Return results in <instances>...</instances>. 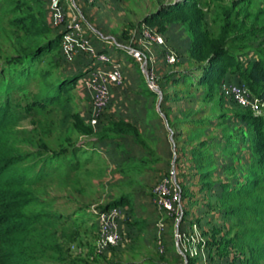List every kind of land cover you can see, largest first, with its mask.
<instances>
[{
  "label": "trees",
  "instance_id": "obj_1",
  "mask_svg": "<svg viewBox=\"0 0 264 264\" xmlns=\"http://www.w3.org/2000/svg\"><path fill=\"white\" fill-rule=\"evenodd\" d=\"M240 1H235L233 11L239 12L245 9L242 6L238 8ZM243 1L248 2V0ZM201 3L202 0H174L158 8L148 17L149 23L162 26L182 23L191 36L188 47L189 57L192 60L190 68L165 76V79H169L173 83L171 92L162 88L159 82L160 89L163 90L164 102L174 99L183 100L187 97L193 98L195 95V92L192 91L193 86L208 84L213 87L215 84H219L227 72L226 63L228 60L240 62L236 68L239 69L237 72L243 78L264 81L263 53L259 51L258 54L261 58L251 62L250 70L243 72L240 68L243 63L239 55L230 54L238 48L231 50L224 47L231 38L229 36L231 28L233 27V30H236L237 27L240 28L244 20L233 23L231 11L223 12V14H227L222 18L224 22L221 25V31L212 36L204 28V24L202 26L199 24L202 21V16H204ZM0 14L7 17L5 26L9 30L11 41L14 42V51L0 62V264H29L30 255L27 252L26 239L36 219L33 220L24 213V208L33 199L32 194H28L26 188L33 187L44 179H49L57 166H59L60 183L81 187L84 184L81 171L91 156L86 157L88 152L86 144L79 145L80 136L93 134L94 128L81 117L73 106V87L80 74L65 72L53 74L54 69H56L55 65L46 71H41L40 65L47 55L55 60L59 58L62 38V34L55 35L53 33L47 21L45 0H0ZM197 25H199L198 30ZM238 36V34L234 35V37ZM261 44H264V41ZM195 63L198 66L192 68ZM51 76L52 80L50 79ZM196 76H200V79ZM35 77H39L43 88L34 97V102L29 103L27 102L29 100L27 93L29 88L26 83ZM238 83L240 82L238 81ZM252 87L254 89L256 86L252 85ZM260 87L264 92V84ZM147 89L150 94L157 95V92L152 91L148 85ZM208 91L207 96L210 95V88ZM16 92L20 95V100L15 98ZM256 94L262 93L256 92ZM212 98L213 96L210 97V99ZM30 104L55 105L56 110L58 109L60 123L59 149L51 153L38 151V155L42 157H38L39 159L36 160H33L34 158L29 160L28 153L20 152L10 139L7 137L2 139L1 137L2 131L8 125L29 118L30 107L28 106ZM236 108L240 110H236L234 115H228L226 111L224 113L221 111V114L197 118L199 111L188 106L182 110V118L176 117L174 119L173 125L180 129L184 126L189 128L187 145L190 146L189 153L197 172H199L202 189L208 192L214 188L221 189L218 200L221 207L224 208L223 216L229 225L219 239L217 235L221 229L216 227L213 230L212 240L208 241L209 246L213 248V245L217 244L216 250L222 258L231 255L233 252V262L258 264L264 261V245L260 247L261 252H258L259 244H257L258 241H264V219L256 212L257 205L264 199V196L257 194L263 179L258 171L264 166V115L256 116L251 110L238 105ZM217 109L222 110V107H215L212 110L216 111ZM235 118L241 124L246 123V128L244 125H239ZM210 127L222 128V139L224 140L211 136L209 132L207 134L213 138L201 140L204 137L203 132ZM237 127L241 131L242 136L240 138L234 134V129ZM18 131L26 133V129ZM130 133L139 135L132 124L118 120L104 127L98 134V139L103 140ZM180 135H182L181 131L177 133V137ZM248 139L251 141V158L248 166L244 168L242 177H237L235 184L232 181L221 180L218 182L219 178H214V172L218 167L219 157L214 155V150L223 148L222 151L226 153L231 148L230 153L236 154V145L239 141L246 143ZM37 160L39 162H36ZM231 168L232 171L235 170L233 166ZM243 193L254 200L253 206L244 202L235 204L230 200L233 196ZM121 201V199L116 200L101 208L105 210ZM257 202L258 204H256ZM209 204L214 205L210 201ZM211 208L214 209L216 206H211ZM78 214L80 213L76 211V215L71 219L75 224L72 233H77V235L79 230ZM248 214L255 218V222L251 226L244 219ZM65 221L66 216L59 213V224H63V231L68 230ZM180 232L182 236L187 235V232L181 227ZM189 236L193 237V232L189 233ZM202 237L203 233H201L200 243L197 244L195 256L206 258L205 247L202 248L201 246L205 241ZM189 241H191L190 238ZM191 244L194 243L191 242ZM60 246L62 245L59 242V254L63 250V247L61 250ZM113 248L115 250V247ZM115 252L111 258L104 257L103 262L97 259L90 264H163L154 255L143 256L137 245L129 246L126 249L121 248L120 251L115 250ZM195 256L187 253L188 264H196L197 258ZM62 259H64L63 256L59 257L60 262ZM73 259L70 260L71 264H76L79 260Z\"/></svg>",
  "mask_w": 264,
  "mask_h": 264
},
{
  "label": "rangeland",
  "instance_id": "obj_2",
  "mask_svg": "<svg viewBox=\"0 0 264 264\" xmlns=\"http://www.w3.org/2000/svg\"><path fill=\"white\" fill-rule=\"evenodd\" d=\"M125 1L129 2L127 7L125 8L126 17L128 19L124 18L122 21L119 20L120 22H118V25L113 26V28L111 29L110 36L115 37L111 38L113 42V51L111 47V50L107 49L106 53L112 55L113 53L118 52L120 50L121 52L119 51V53H122V56H124V58L126 59L124 60L125 62H134L135 64L137 63L144 67L143 63H141L134 56L128 53L129 48H134V42L139 38L149 40L148 38L143 36V30H153L161 36V34L163 35L167 31L168 27L171 26L170 32L174 35V38L172 39L175 41V43L182 46L183 43L188 40V38H190L191 40V36L187 31L186 26L184 27L182 23H174L173 25L167 24L165 26H162L156 23H149L148 21L149 15L153 14L158 8L162 7L166 3L173 2L174 0ZM206 1L208 2L207 4ZM235 1L237 0H202L201 8L204 12V16H202V21H200L199 24L201 26L202 24H204V28L207 29L208 32L213 36L215 34H219L221 31V25L224 22L222 21V18L224 17V15L227 14H223V12L231 11V21L233 23H239V21L241 22V20H244L243 25L240 26V28L237 27L238 29L236 28V30H233V27L231 28V32L229 33V36H231V38L229 41L226 42L224 47L226 49L231 50L238 48V50H234L230 54L239 55L240 60L243 63V66L240 68H242L243 72H247L250 70V63L255 62L261 58L258 54L259 51L260 53H263L264 57V44H261V42L264 41V0H248V2H244L243 0H241L240 5H238V8H241L240 6H242L245 7V9L239 12L233 11L235 7ZM84 5L85 7L88 5L91 6L89 2L84 3L83 6ZM238 8L236 7V10ZM107 10L109 13H111V9L107 8ZM86 16L89 19L88 13ZM6 19L7 17L5 15L0 14V62L5 60L8 55H10L14 51V42L11 41L9 30L5 26ZM83 19L85 21L84 17ZM94 23L101 26L103 29L108 28V26H106L105 28L103 27L104 17H100V19ZM198 27L199 25H197V30ZM261 27L263 28L261 29ZM261 30L263 31L261 32ZM102 32L106 34L105 31ZM95 33L97 34V32ZM168 34L170 33L168 32ZM237 34L239 36L234 37V35ZM99 36L104 38L105 40L108 39L102 35ZM164 41L165 42L163 44L167 43V45L169 46L168 49L171 50L169 51V53L175 54L176 61L173 64L167 62L168 64H170L168 68V70H170H167V73L164 76L159 75L156 70H154V72L156 73L157 78L162 85V88L168 89V92H171L173 88V83L169 79H165V76L168 75V73L171 74L179 70H187V68H190L189 66L192 60L189 57V51L187 48L189 45L184 50L182 49L181 51H179L180 48H175L173 45L174 42L171 39L169 41L166 40V38L164 37ZM117 43H120L122 46L125 45L123 46L125 48L120 49L117 46ZM61 53L63 54L62 50ZM239 63L240 62L234 60H228V62L226 63L227 72L224 77L221 78L219 84H215L213 87H210L208 84H200L199 86H193L192 91L195 92L193 98L187 97L186 99L178 101L174 99L173 101H170L168 103L173 102L170 105L174 109L184 108L188 106L193 107L194 109L199 111V117L197 118H205L207 116H210L211 114H221L222 112L224 113V111H226V114L228 115H234L235 111L240 109L236 108V104L234 103V101L228 98L222 92L221 89L222 84L224 82H229L228 80L234 82L237 81V83L239 81V84H244L246 87L249 88V90L254 96H259L262 101V104L260 105V111H258L260 114L255 112L253 109H247L251 110L252 113H254L256 116L264 115V92H262L263 90L260 87L264 84V81L259 79L248 80L243 78L237 72L239 69L236 67ZM53 65L56 66V69H54L55 71L53 74H59L61 68H69L67 67L68 64L61 63L60 55L57 60L53 59V57H48L47 55L40 65V68L42 69L41 71H46V69ZM197 66V63H195L192 68H195ZM136 68L140 72V68L138 67V65ZM196 77L200 79V76ZM50 79L52 80V76L50 77ZM252 85H255L256 87H254L253 89ZM26 86L29 88V91L27 92L29 94V100L26 101L29 103H33L34 97L43 88L41 80L39 79V77H35L31 81L27 82ZM209 88L211 91L210 95L207 96V94H209ZM161 91L163 92V90ZM256 92H260L262 94L258 95L256 94ZM14 95L15 98H18V100H20V95L17 92ZM211 96H213L212 99H210ZM159 100L161 101L160 114L162 115V106L165 102L164 98L162 100L160 97ZM219 106L222 107V110H212L215 107L219 108ZM28 107H30V116L28 115L29 118L19 120L18 122H14L13 124L8 125L6 129L2 131L1 137L2 139H4L5 137L10 139L11 142L20 152L28 153L27 156L29 160H31L32 158H34L33 160H36L39 159L38 157H42L38 155V151L51 153L59 149V114L57 113L58 109L56 110L57 107L53 104L45 106L30 104ZM175 113L178 112L175 111L174 114ZM182 116L183 114L177 117L182 118ZM110 118L111 117L106 114L104 117V121H101L102 124L100 126H103L104 123H106ZM160 122L161 123H159V125L160 127H162V132H165L166 137L168 138L171 134V131H169L166 127V118L164 119L163 117H161ZM237 123L239 125L241 124L238 122V120ZM230 124L233 125L234 123ZM241 125H244V128H246L247 126L246 123H242ZM175 127L178 128V126ZM23 129H26V133H20L18 131ZM178 130L182 132V140L187 141L189 130L188 126H184L182 129L178 128ZM234 131V134L237 135L238 138L242 136L240 133L241 131L238 127L235 128ZM208 132H210L211 136L213 137H217L218 139L223 138L222 128L210 127L203 132L204 137L201 138V140H206V138H213L207 134ZM97 134H99L98 131L91 135H81L79 145L86 144L87 146H89L88 143L94 141V138H97ZM250 142L251 141L249 139L246 143L239 141V143L236 145V154L230 153V151L232 150L231 148L228 149V152L226 153L222 151L223 148H217L214 150V155L219 157L218 167L214 172V178H219L218 182H221V180L227 182L232 181L235 184L236 178L242 177L244 173V168L247 167L250 163ZM91 146L93 145L91 144L89 148H91ZM187 151L188 152L184 153V157H182V152H179L180 157L183 160L182 162H180L179 168H177V177L183 174L181 177H185L188 183L189 190L192 193L191 195L185 197L184 202L190 208L191 212L193 213V216L200 214V209L203 208L202 206H207L209 208H211V206H216L219 207L218 209H221L222 207L218 200L220 197L214 200H209L204 197L205 192L200 191L201 185L199 182V172H197V168L195 167V163L191 158L189 149ZM88 156L90 157V153L87 154L86 157ZM146 160H148V158ZM36 162H39V160H37ZM141 165L142 168H145L144 164L141 163ZM231 166H233L235 170L232 171ZM89 167L93 168L94 164L91 163ZM179 170L181 171V173H179ZM258 172L263 179L257 194L260 196H264V166L261 167ZM168 174H170V172ZM134 176L136 179H139L140 172H136ZM49 177V179L39 181L33 187L29 186L30 188H26V190H28V194H32L33 199L24 208V213L30 216L33 220L36 219V221L31 226L26 239L27 252L30 255L29 264H71L70 260H72V258H74L73 260L79 259L76 264H90L95 262L97 259H100V262H103L105 258H111L116 253L115 250L120 251L121 246L119 245L115 247V250L113 247H111L103 252L97 251L99 228L98 226H96V224L92 223V221L94 220L93 215L95 214L93 213L92 215L90 209L93 204H102L104 206L105 202L108 201L111 196L121 194L122 190L125 188V184L121 181L115 180L113 183L114 187L108 186L106 188V191L103 192H101L103 184L100 179H97L95 181L97 183V186L95 188L91 189V187H89L87 190L84 188V186H82L81 188L79 185L77 186L74 184L63 185L59 181V166L56 167L55 172H53ZM107 183L109 184V181H107ZM155 184L156 182L152 181L149 182V184L147 183V186L144 187V191L146 193L145 199L149 201L151 200L150 197L152 195V190ZM135 187L136 185L132 184V188ZM230 200L235 204L244 202L250 206H253L254 203V200H252L245 193L239 194L238 196H233ZM209 201L214 205H210ZM181 203L183 204V202ZM181 203L179 202L176 205V215L181 210V207H179ZM148 204V208L152 211V213L156 214V210L159 211L157 208L154 207L151 201ZM256 204H258V202ZM76 211L80 213L78 214V235L77 233H72V229L75 224H73L71 219L76 215ZM256 212L264 219V199H262V201L257 205ZM59 213H63L66 216L65 224L68 227L67 231H63L62 223L59 224ZM88 214L91 216L90 219H88V216V218L86 217L87 219H84L85 216ZM142 214H144V212H142L141 207L138 206L137 213L135 215ZM250 215L251 214H248L244 218L247 220L249 226H251L255 222V218L253 217V215ZM216 216L218 217V219L221 218L220 213H217ZM179 219V215L174 217L175 231L172 234V238L175 241H179V247L182 253H184V246L188 248H190L191 246L195 253L196 249H194V245H190V243L192 242L194 244H197L198 241H201L200 228L197 224H194V236H189V233H186L187 235L183 236V243H185V245H183L180 241V238L178 237L177 223L179 222ZM189 238L191 239V241H189ZM202 238L204 239L205 237L203 236ZM59 242L60 245H62L60 246L61 250L63 247V250L60 254ZM257 244H259L258 252H261L260 247L264 245V241H258ZM201 246L202 248H204L205 244L202 243ZM156 251L155 253H152L158 255V252ZM61 256H63L64 259H62L60 262L59 257ZM186 261V256L184 254L183 257L179 260V262L181 264H186ZM258 264H264V261L259 262Z\"/></svg>",
  "mask_w": 264,
  "mask_h": 264
},
{
  "label": "crops",
  "instance_id": "obj_3",
  "mask_svg": "<svg viewBox=\"0 0 264 264\" xmlns=\"http://www.w3.org/2000/svg\"><path fill=\"white\" fill-rule=\"evenodd\" d=\"M81 3L84 4L88 2L86 0H76V7H70L68 4L64 3V19L60 24L55 25L52 23L53 21L49 11L53 4V0H45L47 21L53 33L55 35L65 34L75 17L77 15H82L85 18V21L82 19L83 34L90 39L91 47L99 52H106L107 49L111 50L112 47L113 51V42L111 38L115 37L110 36L111 29L113 26L118 25V22H120L119 20L122 21L124 18L128 19L126 17L125 8L129 2L125 0H96L94 3H89L91 6L88 5L86 7ZM107 8L111 9V13L108 12ZM85 13L86 15L88 13L89 19ZM100 17H104L103 27L105 28L108 26L107 29H103L101 26L94 23L97 22ZM173 24L174 23L170 25ZM170 29L171 26L168 27L163 35L161 34L163 40L164 37L169 41L171 39L174 42L173 45L175 48H180L179 51L182 49L184 50L189 45L190 38H188L182 46L178 45L172 39L174 35L170 32ZM102 31H105L106 34ZM95 32H97V34ZM168 32L170 34H168ZM68 35L72 36V33ZM99 35L108 39L105 40ZM163 43L139 38L134 42V48L143 52L149 67L156 70L159 75L164 76L170 66V64L167 63V55L171 50L168 49L169 46L167 43ZM117 46L120 49L125 48L123 47L125 45L122 46L120 43H117ZM119 51L113 53L111 56L113 61L118 63L123 70L124 83L122 85H110L111 104L100 116L99 121L103 122L106 114L111 118L104 123L103 126H100L102 122H98L96 125H92L90 122L91 116L93 115V105L91 101V91L85 79L87 78V72H89L94 65L92 54L83 47L78 48L72 60H68L61 52L59 53L61 63L68 64L67 67H69L61 68L60 73L80 74L73 87V106L75 110L80 113L81 117L93 126L94 133L97 131L100 133L104 127L118 120L129 122L139 133V135H135L134 133L122 134L108 137L103 140H99L97 134V138H94V141L88 143L89 146L91 144L93 146H91V148H89V146L86 147L88 151L87 154L90 153L91 158H89L83 171H81L84 183L82 186H84L86 190L89 187L93 189L97 186L95 181L100 179L103 184L101 192H103L106 191L108 186L114 187L113 183L115 180L123 182L125 188L122 190L121 194L111 196L104 204V206H106L116 200H122L117 204L122 209L118 221L122 236L119 246H121L122 249H126L129 246L137 245L139 250L143 253L142 255H154L163 264H181L179 260L184 254L180 250L179 241H175L172 238V234L175 231L174 217L176 215H172L168 211L158 208L155 204L153 195H151L150 201L159 211L156 210V214L152 213L148 208V203H150V201L145 199L146 193L144 187H146L149 182L155 181L157 183L168 177V173L171 169L173 167H176V169L179 168V164L183 160L179 152H182V157H184L185 152H188L187 150L190 147L189 144L187 145L188 137L187 141L182 140L183 135L177 137V133L180 132V130L173 125L174 119L177 116H181L182 110H184L185 107L174 109L170 105L173 102L168 103L173 100H169L163 104V114L161 115V101L159 100L161 94L157 92V95H152L148 91L147 76L144 67L134 62H125L124 60L126 59ZM137 65L140 68V72L136 68ZM229 82L237 83V81ZM163 98L164 97H162V100ZM175 111L178 113L174 114ZM161 117L164 119L166 118V127L171 131L168 138L166 137V133L162 132V127L159 125V123H161ZM147 158L148 160H146ZM91 163L94 164L93 168L89 167ZM141 163L145 165V168H142ZM136 172H140L139 179H136L134 176ZM179 173H181L180 170ZM182 175L183 174L176 178L177 185L182 193L181 202H183V204L181 203L179 206L181 207L179 212V226L187 233H192L193 225L197 224L205 237L204 244L207 257H196V264H241L238 261L233 262V252L231 255L222 258L218 250H216L217 244L213 245V248L208 244V241L212 240V232L216 227L221 229V232L217 235L219 239L229 225L223 216L224 208L218 209L219 207H216L214 210L207 206H202L203 208H201L202 210L200 209V214L193 216L190 208L184 202L185 197L192 193L189 190L185 177H181ZM107 181H109V184ZM132 184H135L136 187L132 188ZM200 191L205 192L204 197L211 200L219 198L221 194V189L219 188H214L208 192L203 190L202 186H200ZM101 205L102 204L92 205L90 209L92 215L96 207L102 209L101 207H103V205ZM138 206L141 207L144 214L135 215ZM217 213L221 214L220 219L216 216ZM93 216L94 220L92 223L96 224L99 228L97 215ZM86 217L90 219L91 216L88 214L84 219H87ZM161 247H163V249H161ZM155 251L158 252V255L154 254Z\"/></svg>",
  "mask_w": 264,
  "mask_h": 264
},
{
  "label": "built area",
  "instance_id": "obj_4",
  "mask_svg": "<svg viewBox=\"0 0 264 264\" xmlns=\"http://www.w3.org/2000/svg\"><path fill=\"white\" fill-rule=\"evenodd\" d=\"M86 1L94 3L96 0ZM64 3L68 4L70 7H76V0H53V4L49 11L53 21L52 23L55 25L60 24L64 19ZM82 19V15H77L69 26L68 31L62 35L61 50L68 60H72L75 57L80 47L89 50L92 54L94 65L90 71L87 72L85 81L91 91V101L93 105V115L91 116L90 122L92 125H96L99 122L100 116L111 104L110 85H122L124 83V75L122 68L118 63L113 61L111 55L106 52H99L91 47L90 39L83 34ZM69 33H72V36H69ZM143 36L151 41H156L158 43L164 42L163 37L153 30H143ZM128 53L143 63L148 87L152 91L159 92V80L154 69L147 65L143 52L130 47ZM175 61V54L169 53L167 55V62L173 64ZM221 90L228 98L232 99L236 105L246 109H253L255 112L259 113L258 111H260V105L262 104L261 98L259 96H254L244 84L224 82ZM176 178L177 169L173 167L169 176L157 182L152 190L156 206L168 211L172 215L177 212L176 205L179 202L181 203L182 200V193L177 185ZM93 211L94 214L97 215L99 223L97 251L103 252L106 249L118 246L122 240L118 226L119 217L122 212L121 207L113 205L105 210L96 207ZM177 214L179 215V213ZM178 221L180 222V219ZM179 222L177 223L178 237L182 243L183 236L180 232ZM182 244L185 245V243ZM197 244H193L194 249H196L195 253L191 246L190 248L184 246L183 254L187 256L189 252L191 256H195L197 254ZM161 249H163V247H161Z\"/></svg>",
  "mask_w": 264,
  "mask_h": 264
},
{
  "label": "water",
  "instance_id": "obj_5",
  "mask_svg": "<svg viewBox=\"0 0 264 264\" xmlns=\"http://www.w3.org/2000/svg\"><path fill=\"white\" fill-rule=\"evenodd\" d=\"M159 92H160V94H161V99H162V97H163V92H162L161 90H160ZM186 260H187V261H186V264H187V263H188L187 256H186Z\"/></svg>",
  "mask_w": 264,
  "mask_h": 264
}]
</instances>
